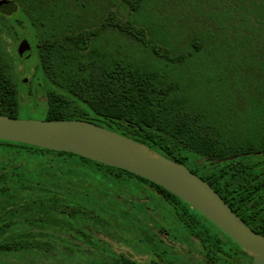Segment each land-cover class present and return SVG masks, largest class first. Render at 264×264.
I'll return each mask as SVG.
<instances>
[{
  "label": "trees",
  "instance_id": "trees-1",
  "mask_svg": "<svg viewBox=\"0 0 264 264\" xmlns=\"http://www.w3.org/2000/svg\"><path fill=\"white\" fill-rule=\"evenodd\" d=\"M11 1L16 4L14 10L0 11V114L16 117L19 112L16 110L19 88L14 80L15 66L7 50V40L12 38L20 43L25 38L32 45L31 55L35 54L38 60V71L32 76L59 79L56 83L61 94L46 95L47 120H90L178 162L189 152L195 155L210 152L214 158L246 152L247 145L232 146L230 140L223 141L219 147L214 140L204 139L193 131L191 123L177 120L184 112L198 111V122L204 120L205 126L228 125L229 120L230 126L233 117L228 110L235 108V104L246 109L264 108V0H110L118 13L126 9L129 26L125 29L120 27V18L114 12L108 14V23L93 14L107 0ZM115 27L124 29L119 31L134 39L137 47L114 43L110 32L115 33ZM83 29L90 33L84 49L79 48L75 35ZM133 30L141 35L136 36ZM46 39L51 43L46 44ZM84 60L98 68L100 74L82 70ZM0 142L76 157L80 163H89L117 178L134 179L143 187L151 188L170 207L188 234L195 236L194 231L200 229L199 219L208 224L206 233L200 236L212 241L202 257H197L201 264H218L216 256L223 261L219 264H234L239 259L249 263L247 253L217 226L152 181L74 153ZM224 169H227L225 165L221 173ZM190 170L217 190L213 178ZM224 181L228 182L222 186L224 191L218 190L222 198L230 190V175ZM225 202L229 204L227 199ZM36 205L38 208L42 202ZM76 213L80 214L79 210ZM59 215L61 219L70 217L63 209ZM61 219L49 216L52 222H61ZM159 229L156 234L162 239L161 233L167 229L162 226ZM212 229L224 239L214 241ZM12 238L11 242H0V253L10 246L18 245L25 250L34 247V244L21 245V238ZM25 240H29L26 235ZM186 252L193 254L191 250ZM117 257L116 264H133L124 255ZM165 262L160 255L152 260V264Z\"/></svg>",
  "mask_w": 264,
  "mask_h": 264
},
{
  "label": "rangeland",
  "instance_id": "rangeland-1",
  "mask_svg": "<svg viewBox=\"0 0 264 264\" xmlns=\"http://www.w3.org/2000/svg\"><path fill=\"white\" fill-rule=\"evenodd\" d=\"M98 8L93 14L103 17L105 23H108V14L114 12L120 18L118 23L121 28L129 26L125 18L126 9L118 13L116 5L111 4L110 0H107L105 6L100 5ZM116 29L115 33L110 32V39L114 43L137 47L134 39L119 31L124 29ZM133 32L136 36L141 35L135 30ZM190 34L192 33L188 35ZM75 35L79 48H83L90 40L87 30H79ZM28 43L31 58L24 59L17 52L19 40H7V50L15 66L14 80L20 85L19 108H16L19 112L16 117L47 120L44 113L46 95L50 96L54 92L61 94L56 83L59 79L32 76L38 71V60L35 54L31 55L32 45ZM49 43L51 40L46 39V44ZM91 65L84 60L81 69L99 75V69ZM24 78L27 83L37 78L39 88L33 91V87H29L27 90L26 85L22 84ZM242 106L235 104V108L228 110L229 116L233 117L230 126V120L224 127L205 126L204 120L198 122V111L184 112L177 122L186 120L191 123L189 126L193 131L204 139L214 140L219 147L225 140H230L232 146L247 145L244 153L214 158L210 152L203 155L189 152L184 160L178 162L142 144L172 162L195 170L203 177L213 178L214 185L220 190L228 183L224 178L230 175V190H226L225 195L232 197L237 195L235 189L240 191L239 189L247 190L251 187L246 178V174L251 171L249 160H264V121H260L261 117L257 115L261 112L255 114L251 111L252 108L246 109ZM223 128L225 132L230 130L232 133L222 134ZM77 160L79 159L76 157L16 148L0 142V242H11L12 237H16L21 238V245L34 244L28 250L18 245L10 246L9 250L0 253V264H116L119 254L127 257L129 262L133 261V264H152V260L158 255L166 259L164 264H201L197 257H202V252L212 241L204 240L200 236L208 228L203 219H199L200 229L194 231L195 236L188 234L176 221L170 207L151 188L143 187L134 179L117 178L97 170L89 163L82 164ZM223 165L227 169L221 173ZM237 173L244 176L233 177ZM222 177L223 183H220ZM245 199V196L241 197L240 201L244 203ZM39 202L42 205L36 208ZM184 208L188 210L187 207ZM61 209L70 214L69 219L60 218ZM77 210L80 214L76 213ZM51 215L61 219V222L50 221ZM161 226L167 229L161 231L162 239L156 234ZM210 233L214 241L224 239L218 231L212 229ZM25 235L29 240H25ZM186 250H191L193 254H188ZM215 260L218 264L223 262L219 256ZM234 264L246 263L239 259L234 260Z\"/></svg>",
  "mask_w": 264,
  "mask_h": 264
},
{
  "label": "water",
  "instance_id": "water-1",
  "mask_svg": "<svg viewBox=\"0 0 264 264\" xmlns=\"http://www.w3.org/2000/svg\"><path fill=\"white\" fill-rule=\"evenodd\" d=\"M15 8L13 1L0 0V11L9 13ZM30 51L23 38L18 54L27 59ZM0 140L74 153L152 181L196 209L238 244L247 253L248 264H264V234L248 226L207 181L124 134L82 119H22L0 114Z\"/></svg>",
  "mask_w": 264,
  "mask_h": 264
},
{
  "label": "flooded vegetation",
  "instance_id": "flooded-vegetation-1",
  "mask_svg": "<svg viewBox=\"0 0 264 264\" xmlns=\"http://www.w3.org/2000/svg\"><path fill=\"white\" fill-rule=\"evenodd\" d=\"M24 79L22 81V84L26 85L27 90H29V87H33L34 89L33 91H36V89L39 88V82H37V78H33L30 83H27L26 82L27 79L26 81ZM18 88H20L19 84H18ZM251 111H254L255 114L261 112V114L258 113L257 115H259L258 117H261V119H263V120L260 119V121H264V110L257 111V109L252 108ZM249 161H250L251 171L246 174V178L248 179L249 185L251 187L247 188V190L239 189L240 191L235 189L237 195L238 193H242L246 197L244 203L240 201L241 197L235 198L234 196H237L235 194L232 197H228L227 195H224L225 198H223V200L224 199L228 200V203L230 204L228 205L244 220V222L248 226H250L253 230L257 232L264 234V160H249ZM243 176L244 175L242 173H237L234 174L233 177L240 178ZM258 186H261V188H259ZM215 188L217 189L216 190L217 193L221 196L222 194L218 191L219 187L216 186ZM243 204L246 205L244 206ZM247 206H248V210H246Z\"/></svg>",
  "mask_w": 264,
  "mask_h": 264
}]
</instances>
